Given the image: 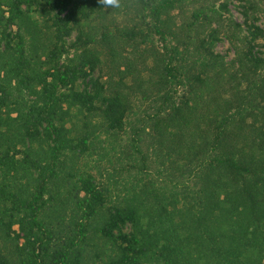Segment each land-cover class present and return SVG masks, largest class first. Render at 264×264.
Listing matches in <instances>:
<instances>
[{
	"label": "trees",
	"instance_id": "16d2710c",
	"mask_svg": "<svg viewBox=\"0 0 264 264\" xmlns=\"http://www.w3.org/2000/svg\"><path fill=\"white\" fill-rule=\"evenodd\" d=\"M185 1L0 0V264H264V27L255 23L264 0H239L242 22L227 1ZM102 12L126 15L100 32L124 59L109 64L120 75L108 86L93 76L95 47L81 36ZM176 16L181 30L170 25ZM221 35L234 49L229 61L214 50ZM126 88L156 103L130 138L140 169L148 119L179 177L198 181H175L179 203L146 182L118 197L66 166L88 137L66 136L63 105L98 115L100 131L116 135L131 109ZM41 132L48 143L33 146Z\"/></svg>",
	"mask_w": 264,
	"mask_h": 264
},
{
	"label": "rangeland",
	"instance_id": "374dc122",
	"mask_svg": "<svg viewBox=\"0 0 264 264\" xmlns=\"http://www.w3.org/2000/svg\"><path fill=\"white\" fill-rule=\"evenodd\" d=\"M224 1L228 2V13L230 16H232L234 20L242 22L243 16L238 6L239 0ZM185 2H188L187 5L190 6L191 0H187ZM193 2L199 1L193 0ZM258 6L262 7V13H259L258 18H255V23L264 27L263 1L262 4H259ZM121 14H117V17L113 18V15L110 12H102V16L104 18L101 20L100 14H92V16L89 17L85 23L83 34H81L82 38H85L88 42H90L91 46L95 47L94 53L98 59L96 61L95 70L93 71V76L102 74L103 78H101V80L105 86H108V83L111 85L115 84L120 75L118 70L109 68L111 61L116 59L118 62H122L124 59L121 57L118 59L117 53L114 52V50L119 48V46L115 45L114 48H109L104 42L100 40V32L102 29H106V27L110 26L111 24L119 23L122 26V24H124L123 21L126 19V15L123 13ZM35 16L39 18L40 26L43 25L42 16L40 13L37 12ZM183 20V16H176L175 18L173 17L172 21H170V25L173 26V28L175 27L180 29V25ZM120 22H122V24ZM76 34L77 30H74L71 34V39H74ZM27 36L28 35H26V37ZM92 38H95L96 43L94 40H92ZM50 40V34L42 35L39 38V44H41L43 41L46 44H49ZM157 42H159V40L156 37L154 43L156 44ZM1 48L2 45H0V49ZM214 50L224 55L225 60L227 61H229L234 56L233 47L222 35L215 43ZM134 51L137 52L136 50ZM120 52L124 56V49ZM127 53L128 49L125 51V54ZM40 54L41 60L39 62L46 58L45 52L41 49ZM114 55H116V57ZM130 56L133 58L132 54H130ZM145 60H147L149 64L153 62L151 55L146 56ZM45 66L46 65L43 64V68H45ZM133 73L136 72L133 71ZM140 76L145 81L148 77L147 69L142 70ZM132 80L133 74H129L124 78L126 83H130ZM80 83H82L81 79H78L76 84L80 86ZM144 84H147V81ZM104 90L107 93L113 91L112 88H110V90ZM126 90L130 94L131 109L127 110L124 117L123 128L120 129L116 135L106 133L104 129L100 131V117L98 115L90 117L89 114H86L84 110L79 109V106L75 104H73L70 109H68L66 105H63L65 112L62 114L65 126L67 128L65 131L66 136L70 137V139L73 141H76L83 134L88 137L84 143L85 146L81 150L77 148L73 153H67L65 159L66 166H70L69 168L71 170L79 172L77 174L89 173L93 175L97 182H101L105 187H107L111 194L115 196L117 195L118 197L126 196V193H128L132 187H135L138 190L141 184L146 182L148 185L153 184L160 192L166 193L167 195L174 193V196L177 197L179 203V201L183 200V195L178 192L180 185L175 183V181L178 180L180 182L184 178L186 179L185 181L188 186L196 185L198 181L186 178V175L179 177L180 173L177 168L169 162L163 150L159 148L157 142L152 140L151 135L148 134V124L150 123L148 119H145L144 125L146 126V130L143 133L142 130L140 131L141 141L138 142L142 152L145 155L144 161L147 163V168L143 170L140 169V167H142V158L140 153H138L136 148L131 144L130 138L134 129L138 127L143 128L144 121H142V118H146L148 114H152V112L155 110L153 107L156 103L153 101L154 98L152 96L145 99L142 98L140 91H138L140 93L135 94L133 88H126ZM177 90V93L182 92V87L177 86ZM11 106L13 107L14 104L11 103ZM2 112L5 113L3 110ZM10 115L16 116V109H13ZM48 141L49 139L45 140L44 134L41 132L40 136L35 141H33V146L39 147L41 144L45 146ZM16 156H20V154H16ZM183 187H185L184 184ZM64 197V194L60 193V196L57 200L59 207H66V205L63 204ZM68 210L69 208L66 207V213ZM56 212L61 211L57 210ZM12 228L16 229L17 225H12ZM1 247L2 241L0 240V248Z\"/></svg>",
	"mask_w": 264,
	"mask_h": 264
},
{
	"label": "clouds",
	"instance_id": "9594fccd",
	"mask_svg": "<svg viewBox=\"0 0 264 264\" xmlns=\"http://www.w3.org/2000/svg\"><path fill=\"white\" fill-rule=\"evenodd\" d=\"M97 4L104 8H119L120 0H96Z\"/></svg>",
	"mask_w": 264,
	"mask_h": 264
}]
</instances>
